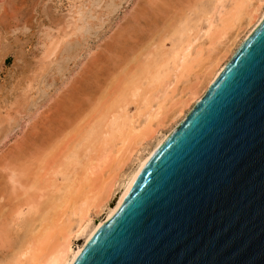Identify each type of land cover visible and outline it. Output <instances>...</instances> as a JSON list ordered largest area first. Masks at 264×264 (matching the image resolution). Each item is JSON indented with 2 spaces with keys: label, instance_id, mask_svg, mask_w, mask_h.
I'll use <instances>...</instances> for the list:
<instances>
[{
  "label": "bare ground",
  "instance_id": "1",
  "mask_svg": "<svg viewBox=\"0 0 264 264\" xmlns=\"http://www.w3.org/2000/svg\"><path fill=\"white\" fill-rule=\"evenodd\" d=\"M152 1L146 3L153 6V14L162 15L160 26L149 13L142 15L141 11V16H135L138 11L133 14L134 26L125 23L129 32L126 27L122 29L125 35L120 36L121 43L118 39L119 48L128 41L138 48L124 54L126 61L121 59L123 64L117 72L110 73L112 78L99 90L100 96L89 97L87 107L79 110L72 125L59 128L61 132H55L53 140L49 137V145L44 144L41 152H24L21 163L9 172L4 169L8 182L4 174L2 185L8 183L6 189L13 198L8 206H0V247L6 250L0 264H72L94 233L118 210L141 168L264 17V0ZM142 16L150 21L148 35L141 32L148 23L140 25ZM138 30L146 33L145 38L140 36L141 41L136 39ZM164 36L172 39L169 48L164 46ZM135 40L139 42L135 44ZM53 43L44 50L45 59L56 52L58 45ZM112 47L117 48L111 46L109 56L118 59L120 52ZM86 73L94 78L93 72ZM129 164H133L132 170L123 173ZM106 208L103 220L92 223ZM77 241L81 244L74 247Z\"/></svg>",
  "mask_w": 264,
  "mask_h": 264
},
{
  "label": "water",
  "instance_id": "2",
  "mask_svg": "<svg viewBox=\"0 0 264 264\" xmlns=\"http://www.w3.org/2000/svg\"><path fill=\"white\" fill-rule=\"evenodd\" d=\"M72 264H264V17Z\"/></svg>",
  "mask_w": 264,
  "mask_h": 264
},
{
  "label": "rangeland",
  "instance_id": "3",
  "mask_svg": "<svg viewBox=\"0 0 264 264\" xmlns=\"http://www.w3.org/2000/svg\"><path fill=\"white\" fill-rule=\"evenodd\" d=\"M146 1L0 0L1 207L3 204L8 206L13 198V195H8L9 192L6 189L8 185V173L6 170L9 172L10 168L21 163L22 153L33 150L41 152L46 147L45 145H49V137L53 140L54 134H59L61 132L60 129L63 128L62 126L67 127L69 123L72 125V121L75 120L74 117H76L75 115L78 114L79 110L87 107V99L90 100L92 97V99H97L96 97L100 96L101 92L99 90L112 78L110 73L114 72L113 74H115L117 67L123 64L119 61L121 59L126 61L127 56L124 54H128V52L131 54L136 50H134L136 46H131L134 42L130 44L128 40L127 44L124 45L125 47L123 46V48L128 50L127 53L123 48H119L121 45L119 46L118 44L121 43L120 40L125 35L122 34L125 31H122V29L126 27L128 33L129 28L127 26H134L132 20L141 13L144 15V12L149 13L150 17L156 20L157 27L160 26L162 15L155 13V16L151 11L153 6L147 4ZM156 2V0L152 1L153 4H156ZM177 4H179V1ZM141 6L145 7V10ZM136 12L138 13L137 15H135ZM131 14L136 17L134 15L132 17ZM148 16L146 17L151 20ZM139 18L137 20H140V25L148 21L146 28L142 27L141 31L148 32L150 21L143 16L142 18L145 20L141 17ZM199 27L203 29L204 23H201ZM139 30L136 32L138 38H136L135 34L134 37L141 41L140 36L142 35L145 38L147 32L140 34ZM167 38V36H164V41ZM171 40L167 39L170 42L166 41L164 43L165 48H169ZM139 41L135 40V44ZM199 41H202V39ZM51 42H54V45L57 44L58 47H56L55 54H51L52 57L49 56L48 59H45L46 57H43L44 50ZM107 44H109V47L105 48ZM111 46H116V50L113 47L112 49L120 52V55H117L119 60L113 57L112 54L110 55L111 57L109 56ZM116 53H113V55L116 56ZM93 59L99 63L94 62ZM106 63L107 65L105 66ZM97 64L102 66L99 67ZM86 72H93L94 78L92 80V77L88 78L87 74L89 73ZM92 81L94 82L92 83ZM98 93L99 95L97 96L96 94ZM132 110L133 107L130 106L129 112H132ZM71 116L73 119H71ZM67 121L69 122L67 123ZM67 129H70V127ZM168 129L169 127L164 129L162 134L166 133ZM42 141L44 143H41ZM149 146L152 147V142ZM148 147H146V151L150 149ZM132 168L133 164H129L123 170V173H129ZM4 169L6 170L4 171ZM4 176L7 177L5 180L7 185L5 187L4 184L2 185V181L5 182L2 180L5 178ZM3 188L7 190V193H3ZM115 197L109 202L108 209L113 205ZM107 208L92 223L103 220L105 216L103 213H106ZM80 244L81 241H77L74 243V247ZM3 249L0 247V260L6 252Z\"/></svg>",
  "mask_w": 264,
  "mask_h": 264
}]
</instances>
